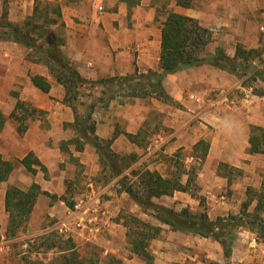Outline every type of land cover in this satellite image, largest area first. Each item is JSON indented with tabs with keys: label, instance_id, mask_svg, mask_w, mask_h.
<instances>
[{
	"label": "crops",
	"instance_id": "crops-1",
	"mask_svg": "<svg viewBox=\"0 0 264 264\" xmlns=\"http://www.w3.org/2000/svg\"><path fill=\"white\" fill-rule=\"evenodd\" d=\"M87 2L92 3L93 7H98L102 3L101 0H87ZM117 2V0H109L111 6L117 5ZM139 5L136 7L138 8ZM208 6L215 15L213 16L215 21H209L203 17V13L192 18L199 20L203 26L213 32L214 40H217L213 44L225 48L224 51L230 58L234 57L237 44L242 45L246 50H258L261 53L260 57L257 61H251V67L264 69V62L260 60V58L264 59V38L256 26L258 19H264V0H208ZM172 7L175 13L191 17L189 10L175 4ZM87 8V14L86 11L82 14L75 10L65 14L61 8L65 33L63 50L83 78L96 81L125 77L133 74L136 68L140 72L158 69L160 29L151 38V30L145 26L152 21L150 14L144 19L133 16L137 21L132 24L133 29H128L129 17L124 3H119L117 10L102 13L101 16H97L93 10L89 15L90 9ZM12 12L10 9L8 19L11 22H19L17 17L11 18ZM141 26L143 28L140 29ZM24 50L17 44L0 42V111L5 118L0 133V154L3 160L15 163L9 178L0 183V230L2 234H6L8 225V214L5 211L6 190L13 186L21 191H27L32 184L38 185L41 193H47L49 196L38 195L22 234L34 236L56 223L59 226L64 225L67 230L68 224L74 222L75 225H82V228L86 229L83 216H88L92 206L85 205L78 213V210L68 209L61 200L67 192V182L73 180L75 176L74 167L68 162L65 163L67 155L64 153L65 150L49 145L51 132L42 127L41 121L36 120L31 123L24 138L21 139L17 133L18 126L12 120L11 114L17 101L30 102L38 110L48 111L49 126L54 125L57 119V112H52L55 101L49 98H55L56 104L63 106L62 87L56 83L45 66L28 63L25 60ZM30 75L45 78L50 84L49 93L44 94L36 89L30 81ZM237 76L209 64H203L167 75L162 83L173 102L168 106L174 108L166 117L163 126L173 134L168 139L160 137L159 142L170 149L165 151V154H171L181 148L193 151L194 155L191 154L189 157L192 162H199L201 166L196 185L200 186L210 208L209 218L211 215L218 218L240 214L247 190L259 192L264 183L262 175L264 155L249 153L254 137L253 128L264 129V96L253 94L250 86L248 88L242 86ZM259 83L263 86L261 82ZM234 89L239 91L234 92ZM11 91H16L18 98L10 97ZM237 94L238 96H235ZM118 98L117 95L111 103ZM64 115L66 116V113ZM108 116L111 118L109 121ZM100 120H95L97 130L95 134L100 139L106 140L112 138L115 132L118 133L111 149L122 155L125 147H118V144H121L123 138L130 144L124 134H137L140 131L139 125L143 123L145 117L141 114L137 117L121 111L117 114L111 112ZM68 121L71 122V117ZM201 141L207 144L203 161H200L199 156L196 155L197 149L194 150ZM151 148L153 147H149L148 151ZM67 150L72 157H80L81 164H87L88 160L94 163L98 158L94 157L93 147H84L82 152L75 151L74 147H68ZM30 153L46 169V174L39 167H34L36 173L32 175L20 164V161ZM60 164L65 165L63 170L59 167ZM221 164L241 172L240 175H236L239 180L229 186L231 190H237L230 198L221 192L224 187L231 184L234 177L228 179L221 176L218 171ZM186 179L182 182L185 183ZM174 194L185 193L174 192ZM237 194L241 195L239 203L243 202L241 211L236 206ZM254 206L255 202L248 211H252ZM47 219L50 226L45 225ZM92 220L96 218L89 219V224H92ZM161 227L168 230L167 235L153 240L149 245L154 258L153 264H172V262L183 264L187 259L194 260L193 256L187 253V249L193 247V243L188 242L187 238L208 240L172 232L166 226ZM203 250L207 260L218 264H264V241H258L255 235L247 230H239L235 233L228 259L223 257L219 244L210 239ZM6 253L7 247L0 256Z\"/></svg>",
	"mask_w": 264,
	"mask_h": 264
},
{
	"label": "trees",
	"instance_id": "trees-1",
	"mask_svg": "<svg viewBox=\"0 0 264 264\" xmlns=\"http://www.w3.org/2000/svg\"><path fill=\"white\" fill-rule=\"evenodd\" d=\"M118 2L126 5L127 14L130 16L132 9L138 6L141 0H118ZM175 4L190 9L192 0H175ZM214 41L213 32L203 26L199 20L169 12L160 29L157 70L140 72L136 68L133 74L125 77L90 81L80 75L63 50L64 23L61 5L57 1L34 0L32 13L29 16L22 22H11L8 19L7 0H2L0 42L14 43L29 51L28 61L45 66L56 83L62 87V104L69 107L74 115L73 122L68 124L74 137L68 143L74 145L77 152H82L86 145L93 147L98 155L103 176L108 180H116L120 191L128 196L141 213L159 224H151L134 215L125 217L124 226L127 229L126 238L130 252L145 264H153L154 258L149 245L161 234V226L168 227L172 232L210 239L218 243L225 259L231 255L232 242L235 233L239 230H247L254 234L258 241H264V183L259 192L247 190L240 214L211 220L205 207L202 206L203 198L197 195L196 172L193 167L175 165V171L171 176L169 175L170 177H164L159 172L146 168H132L136 162L135 155H120L111 149L118 133L115 132L112 138L106 140L100 139L95 134L96 125L92 116L97 102L95 99L88 101V96L83 92L87 87L102 86L101 94L107 91L110 100L119 93H125L129 99H155L159 103L171 105L173 102L163 87V79L167 75L189 67L209 64L231 74H237L240 68L243 69L244 76L247 77L246 81H259L263 84L258 91L252 87L253 94L264 96V69L251 67L250 64L260 57V51L246 50L242 45L237 44L232 58L228 57L220 46L216 47L213 53H208V46ZM239 60H241L240 64H238ZM30 81L40 92L49 93L50 84L45 78L30 75ZM82 97L86 99H81ZM20 107L23 108L24 103L17 101L15 109ZM37 112L42 113L40 110ZM11 117L16 119L15 112H12ZM4 124L5 118L0 111V133ZM17 130L21 132L19 128ZM252 132L254 137L249 153L264 155V129L254 127ZM138 135L140 131L135 135L124 134L130 143L140 145L137 141ZM60 146L63 150L62 144ZM202 147L200 161H203L206 155L207 144L201 141L197 147H194V150ZM20 164L32 175L36 173L34 167H39L46 174V169L31 153L21 160ZM14 168L15 163L3 160L0 154V183L9 178ZM218 171L221 176L228 179L233 175L241 174L239 170L226 164L219 165ZM183 176L187 178L185 183L182 182ZM174 192L188 193L192 198L198 199L199 206L202 207L201 211L193 212L189 207L176 210L174 207L155 201L162 197H171ZM39 194L49 196L47 193H41L36 184H32L27 191H21L13 186L6 190L5 211L8 214L6 234L9 237H14L19 230L26 227ZM61 200L65 201V198L61 197ZM253 202H255L253 210L248 211ZM34 242L37 244L34 246L36 254H45L49 251L53 253V258L48 264H86L85 259L77 251L74 241L70 237L65 238L58 234L55 228L51 230L46 227L36 236ZM94 264L125 263L120 258L107 255L103 262ZM205 264L218 263L207 260Z\"/></svg>",
	"mask_w": 264,
	"mask_h": 264
},
{
	"label": "rangeland",
	"instance_id": "rangeland-1",
	"mask_svg": "<svg viewBox=\"0 0 264 264\" xmlns=\"http://www.w3.org/2000/svg\"><path fill=\"white\" fill-rule=\"evenodd\" d=\"M52 1H57V3L61 5V8L64 10L65 14L71 13L73 10L82 14L84 11H86L87 14V7H89V15L92 14L93 10L97 16H101L102 13L115 11L119 5V2H117V5L111 6L109 0H101L102 3H100L98 7H93L91 5L92 3H88L87 0ZM139 4L140 5L138 8L136 7L131 11L130 16L127 15L129 17H127L129 19L127 22V28H132V24L137 21L136 18L144 19L150 14L152 21L149 24H145V26L150 28L151 38H153L155 33H157V30L161 29V25L164 22L167 14L169 12H174V7H172V5L175 4V0H142V3ZM33 5L34 0H7L8 15L9 10L11 9V11H13L11 18L17 17L19 22H22L27 16L30 15V13H32ZM99 8H101V10ZM187 10H189L188 13L191 17H196L197 15L203 13V17L207 18L209 21H215V15L211 13V9L208 6V0H192V6ZM1 12L2 0H0V14ZM133 16L136 18H133ZM75 20L78 21V19ZM258 21L259 22L256 26L257 30L259 31V26L264 25V19L260 18ZM141 28H143V26H141L140 29ZM54 35L55 34L53 33V36ZM215 47V44L208 46V53H213ZM29 53L30 52L26 49L24 50L25 60L28 63L30 62L28 61V59H30ZM254 60L257 61V59ZM260 60L262 63L264 62V59L260 58ZM240 63L241 60L238 61V64ZM237 75L239 83L244 84L245 88L250 86L256 88L258 91L260 87H262L259 82L246 81V76H244L243 69L241 68L238 70ZM102 91V86H96L93 88L87 87L83 92L85 96H88V101L95 99L97 102L92 116L94 121H101L100 119L105 118V116L111 112L117 114L121 113V111L137 115V117H139V114L145 117V120L139 125L138 128L140 130V135H138L137 141L140 143V145L133 143L129 144L122 136L121 137L123 140L121 144H118V147H125V152L122 153V155H135L136 162L132 168L140 167L156 170L164 177H170L175 171V165H184L186 168L192 166L196 172V178H198L197 174H199L198 172L200 171L201 166H199V162L191 161L189 156L191 154L194 155L193 151L191 152V150L181 148L172 152L171 154H165V151L170 149H168L166 145H162V143L159 142L160 137L165 139L172 137L171 135L173 132H168L163 126V122L166 120V117L169 116V113L171 114V112H173V107L159 103L155 99L143 100L135 98L137 100L135 101V99L127 98L125 93H119V98L114 102L112 101L111 103V100L109 99L110 94L106 91L102 95ZM235 91L239 90L234 89V92ZM9 95L10 97L18 98V93L16 91H11ZM235 96H238V94ZM100 98L103 100H99ZM49 99H53L55 101L53 102L54 109H52V112H57V119L54 125L50 124L49 126V120L47 119V116L49 115L48 111L40 110L42 113H39L37 112L38 109L34 106V104L30 102H23V108L20 107L14 109L13 112H15L16 119L13 118L12 120L21 130L20 133L17 130V133L21 139L24 138L26 130L31 123L35 122L36 120L41 121L42 127L45 130L51 132L48 142L49 145L51 147H61L60 145L62 144V149L65 150L64 153L67 154L65 163L68 162L74 167L75 176L73 180L67 182L68 188L66 194L64 195V203L68 209L71 211L78 210V213L82 211L81 209L85 205L86 207L91 205L92 209H94H91L88 216H83V224H85L86 229H83L82 225H75V222L73 224H68V235L74 241L77 251L79 252L80 256L85 259L86 264L100 263L101 261L103 262L104 257L107 255L120 258L125 264H144L143 261L132 255L130 252V246L126 238L127 229L124 226L125 217L134 215L151 224H159L152 218L143 215L139 208L135 206L134 203L129 200V198L124 193L120 192V188L116 185V180H108L103 176L104 174L102 167L98 163V158H96L98 157L96 152L94 157L97 159H95L97 162L94 160L93 163L91 160H88L87 164H81L80 157L74 158L70 155V153H67L68 147H74V145L68 143V141L74 137L73 131L68 127V124L73 122L74 115L69 107L56 104L55 98L51 97ZM81 99L85 100L86 98L82 97ZM64 113H66V116ZM69 117H71V122L68 121ZM109 120H111L110 116H108V121ZM87 146L91 147L90 145H86L85 147ZM149 147L153 148L148 151ZM126 149H128L129 152H126ZM202 149L203 147L196 150V155L199 157ZM59 167L63 170L65 165L60 164ZM262 175L264 178V174ZM233 177L234 179L232 180L231 184H229L228 187H224L221 192L228 198L237 192V190H231L229 188L233 182L239 180V177H236V175H233L232 178ZM183 179L185 180L186 176H183L182 180ZM197 188V195L198 197L203 198L202 206L205 207L208 214L210 208L207 205L206 198L202 194L200 186ZM235 199L237 209L241 211V204L243 203H239V200H241V195L237 194ZM155 201L165 206L174 207L176 210L189 207L193 212H200L202 209V207L199 206L198 199L192 198L188 193L173 194L171 197H162ZM94 218H96V220H92V224H89V219ZM216 218L217 217L215 215L210 216L211 220H215ZM45 225H51L48 219L45 221ZM58 226L59 225H57V223L53 224L50 229H56ZM89 228H92V230H88ZM167 231L168 230L166 228H162L163 233L161 232L156 240L167 235ZM22 232L23 230H19L14 237H9L7 234H2L3 232L0 230V240H4L7 247V253L2 257L0 256V264H36L39 262L48 264L53 258V253L51 251L45 254H36L34 252V246L37 245L34 242V239L37 235H40L41 232H38L34 236L29 234L25 235L22 234ZM187 241L193 243V247L187 249V253L193 256L194 260L187 259V261L183 264H205L207 259L205 257L206 253L204 252L203 248L207 247V244H209V239L206 241L196 240L192 237H189L187 238ZM172 264L181 263L172 262Z\"/></svg>",
	"mask_w": 264,
	"mask_h": 264
},
{
	"label": "built area",
	"instance_id": "built-area-1",
	"mask_svg": "<svg viewBox=\"0 0 264 264\" xmlns=\"http://www.w3.org/2000/svg\"><path fill=\"white\" fill-rule=\"evenodd\" d=\"M259 31L264 38V26L259 27ZM55 230L57 231L58 234L64 236L65 238L69 237L68 230L64 227V225H60L56 227ZM5 248H6V244L4 240H0V253H3L5 251Z\"/></svg>",
	"mask_w": 264,
	"mask_h": 264
}]
</instances>
